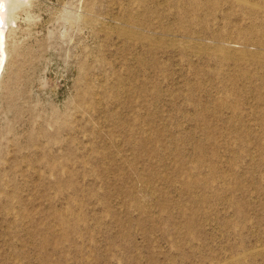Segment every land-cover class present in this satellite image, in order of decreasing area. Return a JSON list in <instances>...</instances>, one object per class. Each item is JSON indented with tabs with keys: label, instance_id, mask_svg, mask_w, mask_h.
<instances>
[{
	"label": "rangeland",
	"instance_id": "374dc122",
	"mask_svg": "<svg viewBox=\"0 0 264 264\" xmlns=\"http://www.w3.org/2000/svg\"><path fill=\"white\" fill-rule=\"evenodd\" d=\"M0 264H264V0H13Z\"/></svg>",
	"mask_w": 264,
	"mask_h": 264
},
{
	"label": "bare ground",
	"instance_id": "6f19581e",
	"mask_svg": "<svg viewBox=\"0 0 264 264\" xmlns=\"http://www.w3.org/2000/svg\"><path fill=\"white\" fill-rule=\"evenodd\" d=\"M13 0H0V61L2 57V50H1V38H2V29L3 24L5 23V19L9 16L10 13V3ZM1 63V62H0Z\"/></svg>",
	"mask_w": 264,
	"mask_h": 264
}]
</instances>
